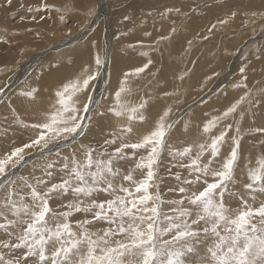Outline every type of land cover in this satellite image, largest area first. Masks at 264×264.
I'll return each instance as SVG.
<instances>
[{
    "label": "rangeland",
    "instance_id": "1",
    "mask_svg": "<svg viewBox=\"0 0 264 264\" xmlns=\"http://www.w3.org/2000/svg\"><path fill=\"white\" fill-rule=\"evenodd\" d=\"M12 1H16L15 5L9 6L6 1L0 0V161L7 160L11 155L6 145L13 143L14 146L18 145L16 148H20L21 142L27 145L37 136L40 130L32 125L45 119L50 120L55 114L60 107L58 91H62L63 87L78 78H85L88 74H95L96 78L90 81L87 90L75 93L70 90L66 94V98L71 96L69 103L79 110L82 131L85 134L87 132L84 138L89 141L83 140L79 149H74L73 143H70L76 140V136L74 139L50 140L47 148L40 149L35 146L36 150L28 149L27 154L24 150L21 154L23 160L19 163H17L18 157L8 160L5 164V173L0 176V182L7 173L20 170L23 176L31 181L30 184L37 183L35 188L44 195L53 184L61 183L63 179L69 177L68 170L74 169L76 162L82 166L86 164V154L91 153L94 165L97 160H107L111 156L112 166L117 173L114 178L110 177L113 186H129V182L123 179L124 176L131 174L136 181L145 178L146 170L139 169L138 164L140 157L142 155L146 157L147 153L144 149H140L133 155V150L128 148L123 150L121 158H117L115 150L124 143L142 142L146 136L158 129L159 123L163 122L166 131L165 145L159 153L157 165H154L156 176L149 191L154 197L159 194L158 206L164 215H176L171 209L178 205L173 204L172 201H180L182 198L184 204L181 207L192 209L193 206L185 197L192 192L202 191L206 187L205 180L208 183L214 182L215 178L211 175L205 177L193 171L191 167L182 165L190 166L192 160L199 154L198 162L201 166L209 165L213 169H221L223 162L230 158L231 151L236 148L237 141L239 142L237 161L223 197L224 204L233 217L238 213L229 206V203L237 201L238 197L243 201L241 204L247 203V207L251 206L249 208L255 209L264 204V192H260L257 185H253L255 191L246 187L247 184L252 183L250 172L257 170L260 161L264 160V63H260V69L257 65L264 55V23L259 20L260 18L253 16L257 13L248 10L252 0H179L182 7L183 5L187 7L186 10L178 11L172 8V5L168 9L165 8L162 13L156 12L162 9L148 10L147 20L142 18L143 10L126 11V14L121 13L119 16L110 14L113 11L125 10L130 0H127V3L125 0ZM76 1L82 2L76 6L79 9L75 13L78 18L66 9V3L68 5L73 2L75 5ZM232 4L234 8L230 9L228 6ZM221 5L220 14L209 16L206 24L200 21L210 8ZM21 9L25 11L24 15L14 14ZM97 9L105 12L108 18L107 15H104V19L99 18ZM112 23L119 26L126 24L128 27L112 28ZM161 26L164 27V32L161 31ZM79 34H85L82 38L84 40H75L80 36ZM182 36L185 39H182ZM176 52L185 60L183 66L177 62ZM40 55H45V58L31 69L30 60L37 59ZM97 56L101 60L99 67L95 62ZM189 59L195 62L188 63ZM172 62L175 63L174 69L170 68L173 67L170 64ZM195 63L198 66L197 70ZM235 64L237 69L230 70ZM139 68H144V71L136 72ZM111 70L113 72L116 70L115 74ZM116 72L119 75H116ZM43 73L45 75L56 73V75L53 77L54 80L53 78L51 80V77L45 80L46 76ZM122 73L125 76L121 75ZM236 73L239 74L237 79L232 77ZM114 75L120 77L116 87L113 84ZM42 76H44V85L40 83ZM228 77L234 81L223 84ZM190 78H195L197 81L192 82L191 79V83ZM47 81L51 84L47 85ZM110 81L114 82L111 84ZM193 85L196 86L190 87ZM121 87L125 89L121 93L119 102L123 105L122 115L116 116L115 111L118 110V106L115 92ZM185 87L189 89L183 91ZM214 87L217 89L213 90ZM257 90L259 92L256 93ZM168 96H171V102L165 99ZM88 97L92 100L89 105L91 114L82 111L83 106L88 103ZM162 97L163 100L159 101L158 99ZM33 101L42 102L43 107L39 110L35 107L30 109ZM21 102L26 103L23 104L25 106L20 107L18 103ZM151 102L154 105H151ZM163 102L166 105L171 103V106L162 108ZM232 107H235V111L225 116ZM133 108L137 109L135 113L131 111ZM162 109H165V117ZM90 116L92 119L94 117L93 124L88 123ZM209 124L210 131L205 132V126ZM175 127L176 130L172 135ZM222 131L227 134L219 145V155L212 158L211 141ZM201 145L205 146L203 152ZM186 149H190V152L183 154ZM26 156L28 159L25 162ZM43 160H48V164L34 174L35 179L38 180L35 181L34 178L32 180L33 168L28 169L27 166L37 161L41 163ZM12 163L15 164L12 166ZM65 164L68 165V169H65ZM49 165L51 167H48ZM92 171H95V167ZM177 175L180 177L179 180L176 179ZM197 176L201 177L199 182H196ZM8 180L5 182L7 183ZM185 181H193V183L189 184ZM5 182L2 188L7 185ZM20 182L23 184L21 185ZM15 183V186H18L16 190L23 197V202L31 204V189L24 184V180L17 179ZM97 187L103 189L106 185L101 183ZM180 187H184L186 192L180 193L178 191ZM6 189L12 191L13 186L8 185ZM53 193L48 196L51 209L49 215L57 222L65 221L60 213L69 210L67 204L77 202L76 196L71 191L67 195ZM113 198L109 192L99 190L91 197L82 199L86 205L92 200L99 203ZM245 205L242 206L243 209ZM95 211L96 209H93V212ZM258 219V217L254 218L252 222L258 224ZM83 220L92 221L84 226L92 233H99L108 228L105 221L93 220L92 212L73 211L65 222L70 223L72 230L79 233L82 229L77 226V221ZM203 226V222L192 225L194 230L201 232V238L194 245L192 252H185L183 257L185 264H204L205 260L210 259L208 249L212 247L214 237L205 238L201 231ZM171 235L169 233L161 240L171 239ZM6 239V234L0 230V241Z\"/></svg>",
    "mask_w": 264,
    "mask_h": 264
},
{
    "label": "snow or ice",
    "instance_id": "2",
    "mask_svg": "<svg viewBox=\"0 0 264 264\" xmlns=\"http://www.w3.org/2000/svg\"><path fill=\"white\" fill-rule=\"evenodd\" d=\"M6 4L10 6L12 0H6ZM95 62L99 67V56ZM143 71L144 68L136 69L138 73ZM95 78V74H88L83 79L78 78L70 82L62 91L57 92L60 107L50 120L45 119L32 125L40 131L30 144L17 148L7 160L0 161V176L5 173V164L12 157L19 158L17 163L23 160L21 154L25 148L35 145L45 149L50 140L74 139L83 130L79 110L69 103L70 97L66 98V94L70 90L72 93L87 90L90 81ZM124 90L121 87L115 92L118 106L116 116L122 115L123 105L119 102ZM87 99L88 103L82 109L85 114L89 112V105L92 103L90 97ZM131 111L135 113L137 109L133 108ZM233 111L235 107L229 108L225 116ZM210 128L211 125L205 126L204 131L209 132ZM226 134L222 131L212 139V158L219 155V145L224 141ZM165 137V125L161 122L158 129L146 136L142 142L124 143L115 150L117 158H121L123 150L128 148L133 150V155L140 149L147 153L146 157H140L138 164L139 169L146 170L145 178L136 181L128 174L123 179L129 182V186H113L111 178L117 173L112 166L111 156L107 160H97L94 165L91 153L86 154V164L82 166L76 162L74 169L68 170L69 177L61 183L53 184L44 195L24 181L31 189V204L23 202V197L16 190L18 186H15L14 181H9L13 186L12 191L0 189V230L7 236L6 240L0 241V264H185V252H192L194 245L201 238V232L194 230L192 225H199L201 222L204 225L201 230L204 237H214L212 247L208 249L210 259L205 260L204 264H264V204L255 209L245 205L244 209H238V214L233 217L223 201L237 161L239 142H236V148H233L230 158L223 162L221 169H213L209 165L201 166L198 162L199 154L190 166L182 165L191 167L193 171L205 177L211 175L215 178L214 182L208 183L205 180L206 187L202 191L192 192L185 197L193 206L192 209L181 207L184 204L182 198L180 201H172L178 205L171 209L176 215H164L158 206L159 194L154 197L149 189L156 176L154 165L158 163L159 153L165 145ZM200 147L203 152L205 146ZM188 152L190 149H186L183 154ZM64 167L68 169L67 164ZM93 167L95 171H92ZM176 179H180L179 175ZM200 179L201 177L197 176L196 182ZM250 179L252 183L247 184V188L255 191V184L260 192H264V160L260 161L257 170L250 172ZM101 183L106 187L98 188L97 185ZM185 183L191 184L193 181ZM99 190L109 192L114 198L99 203L92 200L85 205L82 198L91 197ZM70 191L76 196L77 202L67 204L69 210L60 213L65 221L73 211L92 212L93 220L105 221L108 228L99 233H92L84 227L92 221L83 220L77 221V226L82 229L78 233L72 230L70 223L55 221L49 215L51 209L48 196L53 192L67 195ZM178 191L185 193L186 189L180 187ZM93 209L96 211L93 212ZM257 217L258 224L253 223V219ZM169 233L172 234L171 239L161 240Z\"/></svg>",
    "mask_w": 264,
    "mask_h": 264
},
{
    "label": "bare ground",
    "instance_id": "3",
    "mask_svg": "<svg viewBox=\"0 0 264 264\" xmlns=\"http://www.w3.org/2000/svg\"><path fill=\"white\" fill-rule=\"evenodd\" d=\"M3 1H6V0H3ZM126 1V3H127V0H125ZM16 2V1H15ZM15 2H13L12 1V4H14L15 5ZM63 2H65V1H63ZM71 2V1H70ZM124 2V1H123ZM19 3V2H18ZM22 3V2H21ZM37 3V2H36ZM81 4L82 2H78V1H76V4L74 5V3L72 2L71 4L70 3H68V5H67V3H66V8H68L67 10L68 11H70V12H72L71 14H74L75 16L74 17H77L78 18V15L77 14H75V13H77L76 11L77 10H79L78 8H76V6H77V4ZM27 4V3H26ZM17 5H20V4H17ZM24 5V4H23ZM172 5V8H176L178 11L179 10H186L187 9V7L186 6H184L183 5V7L181 6L182 4H180L179 3V0H130V1H128V3L126 4V7L124 8L125 10H119V11H113L112 13H110V14H112V15H116V16H119V15H121V13H127L128 11H133V12H135V11H139V10H143V15H142V18H144V19H146L147 20V13H148V10H151V11H153V9H162V10H160V11H156V12H158V13H162L163 12V10L165 9V8H169V6H171ZM21 6V5H20ZM179 6V7H178ZM224 6H226V4L224 5ZM223 6V7H224ZM234 5L232 4V5H229L228 7L231 9V8H234L233 7ZM115 7H117V6H115ZM245 7V6H244ZM12 8V7H11ZM118 8V7H117ZM248 8V7H247ZM120 9V8H119ZM118 10V9H117ZM249 11H253V13H257V14H253V16L255 17V18H260L259 20H262L263 21V23H264V0H252V1H250V4H249V9H248ZM16 11V10H15ZM75 11V12H74ZM127 11V12H126ZM69 12V13H70ZM79 12V11H78ZM96 12H99V18L100 17H102L103 19H104V15H107V14H105V12H103L102 10L101 11H99L98 9H97V11ZM222 12V5L221 6H214L213 8H210L209 9V11H208V13L207 14H205L203 17H201L200 18V21H202L203 22V24H206V19L210 16H215V15H218V14H220ZM261 13V14H260ZM16 14V13H15ZM25 14V11H23L22 9L16 14V15H18V16H20V15H24ZM68 14V13H67ZM83 14V13H82ZM109 14V13H108ZM66 16V15H65ZM164 16V15H163ZM193 16V15H192ZM195 16V15H194ZM261 16V17H260ZM22 17V16H21ZM106 17V16H105ZM76 18V19H77ZM106 18H108V15H107V17ZM157 18V17H156ZM155 18V19H156ZM98 20V19H97ZM107 20V19H106ZM116 21H118V18H117V20ZM183 21V20H182ZM261 21V22H262ZM259 22V21H258ZM111 23V22H110ZM83 24V23H82ZM152 24V23H151ZM161 24V23H160ZM159 24V25H160ZM126 26L128 27V25H126V24H122V26H119L118 24H113L112 23V28H114V27H124V28H126ZM165 26V25H164ZM185 26V25H184ZM158 27V26H157ZM169 28V27H168ZM263 28V27H262ZM1 29H3V28H1ZM160 29H162L161 31L162 32H164L163 30H164V27H162L161 26V28ZM6 30V29H5ZM25 31V30H24ZM33 31V30H32ZM39 31H41V30H39ZM195 31V30H194ZM5 32V31H4ZM15 34V33H14ZM105 34V33H104ZM186 34V33H185ZM264 34V33H263ZM80 35V34H79ZM181 35V34H180ZM255 35V34H254ZM84 36H85V34L84 35H80L78 38H75V40L77 41V40H79L80 39V41L81 40H84V39H82V38H84ZM179 36V35H178ZM184 36V35H183ZM183 36H182V39H185V38H187V34H186V37L185 38H183ZM262 38V37H261ZM17 39V38H16ZM177 39V38H176ZM180 39V38H179ZM67 41V40H66ZM11 42H13V41H11ZM74 42V41H73ZM261 42V41H260ZM14 43V42H13ZM78 43H80V42H78ZM251 43H253V41L251 42ZM15 44V43H14ZM49 44V43H48ZM170 44V43H169ZM250 44V43H249ZM264 44V43H263ZM16 45V44H15ZM77 46V45H76ZM167 48V47H166ZM225 48V47H224ZM163 49V48H162ZM168 49H169V47H168ZM174 48H172V50H173ZM226 50V49H225ZM250 51V50H249ZM246 52V51H245ZM174 53V52H173ZM51 54V53H50ZM176 55H177V58H178V60H177V62H179L180 63V66H183L184 65V63H183V57L180 55H178V53L176 52L175 53ZM15 56V55H14ZM45 55H40L37 59H35V58H33V59H31L30 61L31 62H29V65H32L31 66V69L33 68V67H35L37 64H39V61H41L43 58H45L44 57ZM170 56V55H169ZM51 57V56H50ZM65 57V56H64ZM67 57V56H66ZM118 57V56H117ZM205 57V56H204ZM60 58V57H59ZM210 58V57H209ZM51 59V58H50ZM62 59V58H61ZM82 59V58H81ZM114 59V58H113ZM120 59V58H119ZM3 60V59H2ZM1 60V61H2ZM47 60V59H46ZM52 60V59H51ZM43 61V60H42ZM60 61V60H59ZM115 61V60H114ZM136 61V60H135ZM4 62V61H3ZM2 62V63H3ZM118 62V61H117ZM176 61H175V63H177ZM184 62H185V60H184ZM194 63L195 61L194 60H192V59H189L188 60V63ZM239 63H240V61H238ZM262 62V64L264 63V55L263 56H261V58H260V62H258L257 63V65H258V67H259V69H260V63ZM2 63H1V65H2ZM112 63H113V61H112ZM120 63V62H119ZM139 63V62H138ZM175 63H170V64H172L173 65V67H170L171 69H174L175 68ZM187 63V64H188ZM256 63V62H255ZM108 64V63H107ZM197 64H199V62L197 63ZM197 64L195 63V66H196V70H197V68H198V66H197ZM115 65V64H114ZM119 65V64H118ZM138 65V64H137ZM233 65V64H232ZM116 66V65H115ZM114 66V67H115ZM120 66V65H119ZM237 64H235L234 65V67H232L230 70H235V69H237ZM130 67V66H129ZM128 67V68H129ZM140 67V66H139ZM226 67V66H225ZM238 67H240V66H238ZM27 68V67H26ZM45 68V67H44ZM115 68H117V67H115ZM120 69H121V66L119 67ZM138 68V67H137ZM169 68V69H170ZM242 68V67H241ZM113 69V68H112ZM185 69V68H184ZM79 70V69H78ZM117 70V69H116ZM115 70V71H116ZM199 70V69H198ZM202 70V69H201ZM239 70V69H238ZM65 71H67V69L65 70ZM114 71V72H115ZM200 71V70H199ZM42 72V71H41ZM111 72H113L112 70H111ZM113 72V73H114ZM177 72V71H176ZM198 72V71H197ZM233 72V71H232ZM23 73V72H22ZM45 73V72H44ZM43 73V75H45ZM101 73V72H100ZM117 73V72H116ZM121 73V71L119 72V74ZM182 73V72H181ZM205 73V72H204ZM18 74V73H17ZM115 74V73H114ZM118 73L116 74V75H119ZM124 73H122L121 75H123ZM126 74V73H125ZM195 74V73H194ZM42 75V74H41ZM56 75V73H51V74H48V75H45L46 77H45V80H47V79H50L49 77H51V80H52V78L54 77ZM189 75V74H188ZM203 75V74H202ZM73 76V75H72ZM77 76V75H76ZM103 76V75H102ZM105 76V75H104ZM123 76H125V75H123ZM190 76V75H189ZM235 77L236 79L239 77V74H234V75H232V77ZM113 77H115L114 78V81H110V83L111 82H114L113 84H114V87H116L117 86V81H120L119 79H120V77H116L115 75L113 76ZM187 77V76H186ZM197 77H199V76H196V78ZM231 77V76H230ZM12 78V77H11ZM188 78V77H187ZM186 78V79H187ZM203 78V77H202ZM22 79V78H21ZM191 79H193V78H190V82H191ZM200 79V78H199ZM198 79V80H199ZM10 80V79H9ZM17 80V79H16ZM51 80H48V81H51ZM53 80H54V78H53ZM110 80V79H109ZM112 80V79H111ZM196 79L194 78L193 80H192V82H194ZM15 81V80H14ZM34 81H35V79H34ZM46 82V84L47 85H50L51 83L50 82ZM56 81V80H55ZM70 81V80H69ZM72 81H73V79H72ZM150 81V80H149ZM148 81V82H149ZM177 81V80H176ZM197 81V80H196ZM232 81H234L233 79H229V77H228V79H225L224 81H223V84H230V83H232ZM54 82V81H53ZM106 82V81H105ZM179 82V81H178ZM189 82V81H188ZM191 82V83H192ZM214 82V81H213ZM18 83V82H17ZM35 83V82H34ZM42 85H44V83H45V81H44V76H42V78H41V82H40ZM108 83V82H107ZM52 84H54V83H52ZM56 84V83H55ZM67 84V83H66ZM112 84V83H111ZM135 84V83H134ZM147 84V83H146ZM194 84V83H193ZM46 85V86H47ZM172 85V84H171ZM174 85H175V83H174ZM186 85H188V84H186ZM55 86H57V85H55ZM194 86H196V85H193V86H190V87H194ZM263 86V85H262ZM54 87V86H53ZM103 87V86H102ZM109 87V86H108ZM111 87V86H110ZM148 87H150V86H148ZM220 87V86H219ZM47 88V87H46ZM50 88H52V87H50ZM64 88V87H63ZM188 87H185V89H183V91H185L186 89H187ZM29 89V88H28ZM60 89V88H59ZM114 89V88H113ZM189 89V88H188ZM217 89V87H214V89L213 90H216ZM51 90V89H50ZM109 90H111V89H109ZM260 90V89H259ZM259 90H257L256 91V93L257 92H259ZM180 91V90H179ZM261 91V90H260ZM45 92H47V91H45ZM49 92V91H48ZM52 92V91H51ZM113 92V91H112ZM132 92V91H131ZM172 92V91H171ZM237 92V91H236ZM173 93H174V91H173ZM43 94H45V93H43ZM50 94V93H49ZM52 94H54V92H52ZM160 94H162V93H160ZM237 94H239V93H237ZM31 95V94H30ZM25 96V95H24ZM52 96V95H51ZM20 97V96H19ZM49 97H50V95H49ZM71 97V96H70ZM127 97V96H126ZM126 97H125V99H126ZM170 98H171V96H168V97H166L165 99H168V101L169 102H171V100H170ZM15 99V98H14ZM50 99H52V98H50ZM58 99V98H57ZM179 99V98H178ZM159 101H161V100H163V97L162 98H160V99H158ZM3 101V100H2ZM21 101V100H20ZM25 101H26V99H25ZM24 101V102H25ZM153 101V100H152ZM10 102V101H9ZM16 102V100H14V103ZM153 102H155V101H153ZM29 103V102H28ZM13 104V103H12ZM23 104H26V103H18V105L21 107ZM151 105H154V103H152L151 102ZM208 105H210V104H208ZM221 105V104H220ZM23 106H25V105H23ZM165 106H167V108L168 107H170L171 106V103H168V105H166L164 102H163V106H162V108L163 107H165ZM27 107V106H26ZM33 107H35V109L36 110H39L40 108H42L43 106H42V102H38V101H33V104L31 105L30 104V109L32 108V109H34ZM51 107H53V106H51ZM193 107V106H192ZM223 107H225V104L223 105ZM5 109V108H4ZM16 109V108H15ZM18 109V108H17ZM45 109V108H44ZM44 109H42V110H44ZM50 109V108H49ZM116 110V109H115ZM148 110V109H147ZM195 110V109H194ZM30 111V110H29ZM164 111H165V109H162V114H163V116H164ZM24 112V111H23ZM45 112H47V111H45ZM44 113V112H43ZM7 114V113H6ZM23 114V113H22ZM21 114V115H22ZM89 114H91V112H89ZM185 116V115H184ZM23 117V116H22ZM27 118H28V116H26ZM37 117V116H36ZM165 117V116H164ZM224 117V116H223ZM25 118V117H24ZM43 118V117H42ZM180 118V117H179ZM187 119V118H186ZM33 120V119H32ZM5 121V120H4ZM34 121V120H33ZM39 121V120H38ZM94 121V117H93V119H92V117L90 116V118L88 119V123H94L93 122ZM185 121V120H184ZM19 122V121H18ZM121 122V121H120ZM2 123V122H1ZM87 123V124H88ZM123 123V122H122ZM182 123H183V121H182ZM160 124V123H159ZM4 125V124H3ZM27 125V124H26ZM178 125H180V123L178 124ZM210 125V124H209ZM5 126V125H4ZM86 127V126H85ZM178 127V126H177ZM87 128V127H86ZM88 130H90V128H87ZM174 130V131H173ZM172 131V135H173V133L175 132V130H176V127L173 129ZM178 131V130H177ZM17 133V132H16ZM91 133V132H90ZM94 133V132H93ZM82 134L84 135L85 133H84V131H82L80 134H78L77 135V137H76V140L75 141H73V142H69L70 144H72L73 146V148L74 149H79L78 147L84 142L83 140H86V141H89L87 138H84L85 136H86V134H87V132H86V134L84 135V136H82ZM199 136V135H198ZM12 137V136H11ZM23 140V139H22ZM31 140V139H30ZM24 141V140H23ZM10 143V142H9ZM11 143H12V141H11ZM68 143V144H69ZM13 144V143H12ZM12 144H10V145H6V146H8V148H9V154H11L12 152H14L17 148L16 147H18V145H16V146H14V145H12ZM30 144V143H29ZM69 144V145H70ZM19 145H21V147H24L26 144L25 143H23V142H21ZM49 145V144H48ZM38 148H40V147H38ZM28 149H30V151H35L36 149H35V145L33 146V147H31V148H25V150H26V153L25 154H27V153H29V152H27L28 151ZM41 149V148H40ZM83 149H85V148H83ZM195 149V148H194ZM41 152V151H40ZM68 152V151H67ZM70 152V151H69ZM70 153H72V152H70ZM61 155V154H60ZM64 155V154H63ZM27 158L25 159V162L27 161V159H28V156H26ZM58 157V156H57ZM19 160V159H18ZM17 160V161H18ZM49 160V159H48ZM48 160H46V161H42L41 163H40V161H37V162H34V163H32L31 165H29V166H27L28 167V169H32L33 168V172H32V174H33V176L31 177L32 178V180H33V178H34V180L36 181V180H38V179H35L36 178V176L34 175L35 173H37V170H39L41 167H44L45 165H47L48 164ZM8 163V162H7ZM15 163H12L11 165L13 166ZM51 164V163H50ZM26 165V164H25ZM136 168V167H135ZM24 169V168H23ZM28 176V175H27ZM11 177V178H10ZM14 177H15V180H13L14 179ZM10 178V179H9ZM9 179V180H8ZM17 179H20V180H26L27 182H29V184L31 183V181L29 180V179H26V177L25 176H23V174L20 172V170H15V171H13V172H10V173H7L6 174V176L4 177V179H2L1 180V182H0V189H5L8 185L10 186L11 184L10 183H8L9 181H14V182H17ZM5 180H8L7 181V183L5 182ZM4 182L7 184V185H4V187L2 188V185L4 184ZM21 183V182H20ZM20 183H19V185H20ZM16 184V183H15ZM23 183H21V185H22ZM25 184V183H24ZM37 183L35 182L34 184H31L33 187H35V185H36ZM24 186V185H23ZM37 189V188H36ZM10 190V189H9ZM43 194V193H42ZM54 194V193H53ZM243 195V194H242ZM244 196V195H243ZM240 197H238V200L237 201H234V202H231V203H229V206L231 207V208H233V209H235L236 210V212H237V210L239 209V210H243V208H242V206H244L245 204L244 203H242L241 204V202H243L241 199H239ZM248 201H249V199H247ZM252 204V203H251ZM250 204V205H251ZM246 205H247V203H246ZM249 207H251V206H249ZM248 207V208H249ZM238 213V212H237ZM206 251V250H205ZM199 256V255H198ZM200 257V256H199ZM195 259V258H194ZM196 260V259H195Z\"/></svg>",
    "mask_w": 264,
    "mask_h": 264
},
{
    "label": "crops",
    "instance_id": "4",
    "mask_svg": "<svg viewBox=\"0 0 264 264\" xmlns=\"http://www.w3.org/2000/svg\"><path fill=\"white\" fill-rule=\"evenodd\" d=\"M66 9H68V8H66ZM15 14V13H14ZM16 15V14H15Z\"/></svg>",
    "mask_w": 264,
    "mask_h": 264
}]
</instances>
